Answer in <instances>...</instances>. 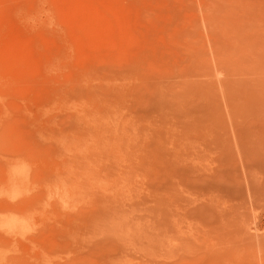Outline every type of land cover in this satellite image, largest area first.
<instances>
[{"label": "rangeland", "instance_id": "obj_1", "mask_svg": "<svg viewBox=\"0 0 264 264\" xmlns=\"http://www.w3.org/2000/svg\"><path fill=\"white\" fill-rule=\"evenodd\" d=\"M0 264H264V0H0Z\"/></svg>", "mask_w": 264, "mask_h": 264}, {"label": "bare ground", "instance_id": "obj_2", "mask_svg": "<svg viewBox=\"0 0 264 264\" xmlns=\"http://www.w3.org/2000/svg\"><path fill=\"white\" fill-rule=\"evenodd\" d=\"M8 206H10V205H8ZM15 207H17V206H15ZM11 208H13V207H11ZM202 218H203V217H202ZM207 218H208V217H205V220H208ZM203 219H204V218H203ZM173 222H174V223H173ZM173 222H172L173 224H176L177 221H173ZM172 223H171V224H172Z\"/></svg>", "mask_w": 264, "mask_h": 264}]
</instances>
